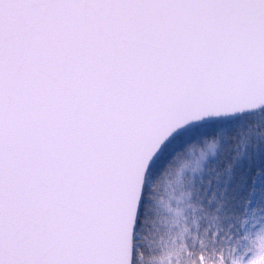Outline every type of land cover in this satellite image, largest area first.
Instances as JSON below:
<instances>
[{
	"label": "snow or ice",
	"instance_id": "snow-or-ice-1",
	"mask_svg": "<svg viewBox=\"0 0 264 264\" xmlns=\"http://www.w3.org/2000/svg\"><path fill=\"white\" fill-rule=\"evenodd\" d=\"M0 264H264V0H0Z\"/></svg>",
	"mask_w": 264,
	"mask_h": 264
}]
</instances>
